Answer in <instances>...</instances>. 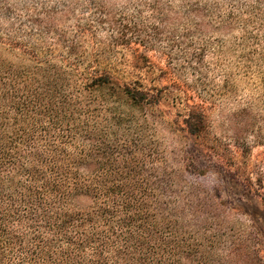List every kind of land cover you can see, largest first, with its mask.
Instances as JSON below:
<instances>
[{
  "label": "trees",
  "instance_id": "16d2710c",
  "mask_svg": "<svg viewBox=\"0 0 264 264\" xmlns=\"http://www.w3.org/2000/svg\"><path fill=\"white\" fill-rule=\"evenodd\" d=\"M145 7L0 0V264H264L250 235L228 229L231 209L148 133L177 123L220 154L211 116L169 77L202 101L228 98L243 75L264 85V0ZM165 28L178 39L160 51ZM245 108L221 132L248 156L239 136L262 128L257 115L239 123ZM244 178L264 199V167Z\"/></svg>",
  "mask_w": 264,
  "mask_h": 264
},
{
  "label": "rangeland",
  "instance_id": "374dc122",
  "mask_svg": "<svg viewBox=\"0 0 264 264\" xmlns=\"http://www.w3.org/2000/svg\"><path fill=\"white\" fill-rule=\"evenodd\" d=\"M104 1L115 6L116 9L126 8L131 12L141 8L146 11L145 5L154 0ZM0 28L4 32V17L0 19ZM158 38L160 39L158 48L163 51L161 47H164L168 41L176 42L178 39L177 30L165 28ZM152 51L151 55L155 57L152 59L161 65L159 52ZM2 58L4 59V54ZM239 80L240 85L238 84L228 98L216 94L212 99L202 101L203 98L200 100L197 93L193 94L190 91V86H188V90L184 82L175 80L172 76L169 77L170 83L173 84L171 93H180V100L183 104H186V99H188L191 104L202 105L211 116L212 133L210 135L216 136L215 142L222 141L223 149L217 151L220 154L223 153L222 155L216 154V150L204 148L207 141L204 142L201 138L190 136L181 130L177 123L167 122L165 124L159 119L153 120L148 124L151 129L148 133L153 135L150 142L157 147L158 151H161L176 166L180 165L181 160H184L189 169L187 177L200 185L201 188L211 191L222 201L224 208L231 209L228 229L233 227V231L238 229L245 232V235H250L251 241L257 242L260 250L259 255L264 261V199L257 197L249 190L244 178L248 169L264 167V85H259V80L253 75L240 76ZM187 85H191V83L188 82ZM236 105L246 107L242 110L244 115L241 118L240 115L236 117L240 121L239 123L246 124L250 115H257L250 122L262 128L255 134L243 133L239 136L240 143L244 142L246 146L251 147L250 152L247 153L248 156L242 155L234 143H230L229 134L221 132L222 129L232 127L234 120L231 119L230 113ZM164 110L166 111V107ZM128 111L130 109H126V112ZM171 111H175L174 107ZM260 121H263V124ZM212 138L214 137L210 139ZM209 143L214 145L211 141ZM229 157H232V161L229 160ZM180 167L182 166L180 165Z\"/></svg>",
  "mask_w": 264,
  "mask_h": 264
}]
</instances>
